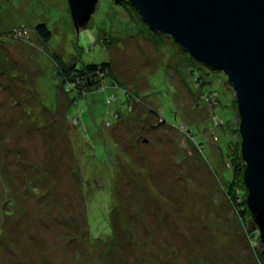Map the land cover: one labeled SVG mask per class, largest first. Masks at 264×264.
<instances>
[{
	"label": "rangeland",
	"instance_id": "374dc122",
	"mask_svg": "<svg viewBox=\"0 0 264 264\" xmlns=\"http://www.w3.org/2000/svg\"><path fill=\"white\" fill-rule=\"evenodd\" d=\"M70 18L66 0H0V199L18 182L13 212H0V264H264L226 195L243 185L224 74L126 0H96L83 28ZM19 24L25 38L10 32ZM60 61L108 62L118 86L61 88ZM28 163L48 170L49 198L40 180L24 189ZM114 190L127 230L106 259Z\"/></svg>",
	"mask_w": 264,
	"mask_h": 264
},
{
	"label": "water",
	"instance_id": "95a60500",
	"mask_svg": "<svg viewBox=\"0 0 264 264\" xmlns=\"http://www.w3.org/2000/svg\"><path fill=\"white\" fill-rule=\"evenodd\" d=\"M126 1L149 29L226 76L235 96L247 210L264 232V0ZM66 2L72 21L81 24L96 0Z\"/></svg>",
	"mask_w": 264,
	"mask_h": 264
},
{
	"label": "trees",
	"instance_id": "16d2710c",
	"mask_svg": "<svg viewBox=\"0 0 264 264\" xmlns=\"http://www.w3.org/2000/svg\"><path fill=\"white\" fill-rule=\"evenodd\" d=\"M90 14L88 15L87 20L83 21L81 24H79L76 21H72V19L70 18V21L73 24L74 28L85 27L89 22ZM25 29L26 28L24 27L23 24H19L17 26L12 27L10 32L13 35H17L19 37L22 36L25 38L26 37ZM33 30L37 33V35L41 39H47L48 38L49 31L46 29V27L43 23H36L33 26ZM188 57H189V55H188ZM189 60H191L192 62H194L195 64H197L199 66L206 68L210 72H217L218 71V70H214V69L205 67L202 64L195 62L190 57H189ZM55 63H56V69L53 70V73L55 76L54 79H55V83L57 85H59L61 88L63 86V87H66L67 90H74V85L76 86V88H79L81 86L82 89L79 93H84V92H86L85 89H88L92 85H96L102 78H105V77H109L110 85L118 86L117 81L114 80V76L112 75V70H111V67L109 66L108 62L102 61L99 63H88V64H83L80 67H75V65L72 62L64 63V62L60 61L59 63L58 62H55ZM194 77H196V76H194ZM225 79H226V76H225ZM226 83H228V82L226 81ZM124 91L125 90H123V92ZM204 91L208 92V93L213 92V90H204ZM72 93H74V92H72ZM229 103H230V107L233 111V115L236 116L235 126H234V131L236 133V142H235L236 149L234 152L235 156H236V157H234L236 163H234V168H235L236 172H235L234 179H235L237 184L238 183L242 184V181L240 179V174H241V170H242L241 164H243V163H242V160H239V157H238V149H239V136H238V132H237L238 116H237V111H236V103H235L234 93L232 94ZM112 117L115 118L116 116L113 115V113H112ZM160 119L161 120H159V124H161L160 122L162 121V118H160ZM108 123H109L108 120L105 121V124H108ZM26 167L28 168L29 173L31 175H29V176L25 175L24 176L22 182H25V183H24L23 187L29 193H32V192L35 193L33 191L37 187L35 185V181L40 180L41 178L49 179L48 170L38 168L36 165H33L32 163H28ZM40 181H41V183L45 189L40 191L39 195L41 194V192H43L44 196L49 198V196H51L49 194L52 192L51 188H49V186L47 187V185L42 180H40ZM16 183H18V182H12L11 181V183H10L11 185H9L10 187H12L11 194L10 195H3V197L0 199V212L3 215H8V214L13 212L12 207H15L14 198H15V195L17 196V191H16L17 185H16ZM9 186H7V187L9 188ZM226 190H227L226 195H227L228 201L233 205L234 211L237 214L238 219H240L242 221L244 220V227H243V229L245 231L244 236L246 237V241L248 242L250 247L254 245L253 243H255V241H254L255 237L257 239H259V241L264 242V232H261L258 229V227L255 225V223L253 221V218L251 217V215L249 214V212L247 210L244 186H243V191L241 193L240 192L235 193L232 190V187H229L228 185L226 186ZM114 191H115L114 195L116 198V202H115L114 206H111V208L109 207L108 215H107L108 216L109 231H110L109 240H111V242L107 243L108 245H106V247L104 249V255H105L106 259L108 258L110 252H112V250L116 247L113 244V241L115 240V238H117L116 237L117 232H116L115 228L119 225L122 228L121 231L127 230L126 225H125L124 221L122 220L123 215L121 214L120 205H119V202L117 199V190H114ZM110 215L112 217H114L113 220H112ZM116 229L119 230L118 227ZM85 230H86V226L84 228V231ZM75 237H71V238H72V240L78 242L79 239L77 237L76 238ZM82 239H83V237H82ZM256 253L259 254L260 256H263L264 245H263V248H261V250L257 251Z\"/></svg>",
	"mask_w": 264,
	"mask_h": 264
},
{
	"label": "built area",
	"instance_id": "2783aa9c",
	"mask_svg": "<svg viewBox=\"0 0 264 264\" xmlns=\"http://www.w3.org/2000/svg\"><path fill=\"white\" fill-rule=\"evenodd\" d=\"M24 33H25V32H24ZM206 95H207V98H208L209 102H213V101H214V100H213V98H214V94L207 93Z\"/></svg>",
	"mask_w": 264,
	"mask_h": 264
}]
</instances>
